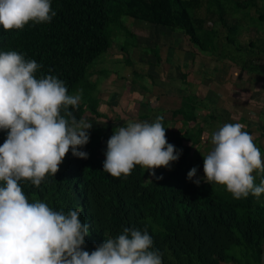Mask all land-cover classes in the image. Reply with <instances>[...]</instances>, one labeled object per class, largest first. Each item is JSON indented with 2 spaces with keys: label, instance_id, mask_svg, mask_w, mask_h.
Masks as SVG:
<instances>
[{
  "label": "trees",
  "instance_id": "trees-1",
  "mask_svg": "<svg viewBox=\"0 0 264 264\" xmlns=\"http://www.w3.org/2000/svg\"><path fill=\"white\" fill-rule=\"evenodd\" d=\"M251 2L51 0L52 10L57 13L51 23L30 22L24 29L13 31L0 26V51H17L26 60H35L43 65L37 78L51 74L65 83L70 95L79 92V108L70 110L77 119L82 117L88 122L85 111L102 116L99 98L91 94L98 82L89 77L92 72L103 75L106 69H99L96 63L113 45L115 35L124 38L120 46L124 54L128 51L125 43L136 44L126 17L173 33L183 32L198 50L230 59L240 70L260 73L264 80V34L258 33L264 27V12L258 18L250 16L257 31L247 37L245 44L237 40L239 20L243 19L230 16L235 8H245ZM209 21L218 22L221 29L207 26ZM153 52L160 62L159 53L156 49ZM123 59L131 65L127 57ZM182 103L181 109L173 111V116L181 119H163L168 143L182 154L170 169L155 170L156 177L162 179L151 177L139 166L127 178L118 179L104 172L106 153L99 146L109 140L112 131L105 134L95 126L89 131V143L80 149L88 153L87 159L74 157L69 151L55 177L49 175L39 188L30 181H21L25 195L29 201L41 200L55 211L79 210L80 220L89 226L84 246L89 253L105 238L122 234L124 227H136L147 229L153 248L163 254V264H264V194L236 200L223 186L203 180L204 173L200 175L199 171L207 153L204 149L198 152L195 146L201 142L208 119L213 118H198L195 109L207 108L198 96L189 94ZM182 120L186 123L183 132L170 130V122ZM6 137L7 133L0 131V145ZM258 148L264 153L262 147ZM194 167L199 172L196 178L201 179L199 186L187 176ZM254 176L257 185L264 180V173ZM149 179L152 183L147 182Z\"/></svg>",
  "mask_w": 264,
  "mask_h": 264
},
{
  "label": "clouds",
  "instance_id": "clouds-1",
  "mask_svg": "<svg viewBox=\"0 0 264 264\" xmlns=\"http://www.w3.org/2000/svg\"><path fill=\"white\" fill-rule=\"evenodd\" d=\"M56 15L51 0H0L5 31L22 30L30 22L51 23ZM41 68L17 51H0V131L7 133L0 145V264H163L147 229L124 227L89 253L84 250L89 226L80 220L79 210L55 211L25 195L21 181L39 188L49 175L55 177L69 151L87 159L80 149L89 143L93 128L70 110H78L81 94L70 95L51 74L37 78ZM163 119L129 120L114 130L103 171L127 178L139 166L162 179L155 170L170 169L182 154L168 143ZM245 129L242 123L224 124L211 133L212 148L203 156V180L223 186L236 200L264 194V180L257 185L254 176L264 173V156ZM197 172L194 167L187 176L199 186Z\"/></svg>",
  "mask_w": 264,
  "mask_h": 264
},
{
  "label": "crops",
  "instance_id": "crops-1",
  "mask_svg": "<svg viewBox=\"0 0 264 264\" xmlns=\"http://www.w3.org/2000/svg\"><path fill=\"white\" fill-rule=\"evenodd\" d=\"M129 26L133 27L132 31L136 35V44L131 46L125 54H130L133 48L139 47L141 43L138 38V30L134 29L136 24H129ZM158 27L162 28L163 31L167 30L161 26ZM168 32H171L173 35L172 31L168 30ZM175 34L178 35L179 38L187 40L183 32ZM171 40L173 41V37H171ZM121 43H119V47ZM166 45L172 46L174 52L176 48L178 57H180L181 60L180 66L178 67L176 65L177 69L174 68L173 61L170 59L163 63V72L160 71V76H158L157 73L151 72V75L155 76L158 83L156 86L151 83L149 84L152 86L146 84L147 81L145 80H143L144 82L137 83L136 80L133 79V76L130 77V74H127V72L123 74L124 81H119L121 90H118L117 94L118 97L122 96L120 104L122 108L132 107V104H129V102H132L133 106L137 103L145 102V104H143L144 107L135 109V111L131 112L132 117L136 118V120L148 121L151 123L153 116H163L168 119V121L170 119H181V117L175 118L173 116V111L181 109L183 106L182 101H184L189 94H193L198 96L201 102L207 106L206 109H195L196 114L199 115L198 118H203L204 115L205 118H213L212 121L208 119V123L205 125L206 128L202 133L201 142L197 147L195 146L198 152L204 149L203 152L208 154V149H210V147L207 146V143H209L208 145L211 144V133L218 130L226 123H242L246 125L245 130L254 137L255 144L264 149V80L262 79V75L260 73L242 71L233 61L227 58L221 60V57L219 58L207 52L201 51L202 54H200L198 49L195 50L193 48V53H189L192 52V49L190 51L183 48V46L180 47L181 45H175V47L172 43H167ZM166 45L162 46L164 48V50L162 49L163 51L168 49ZM179 47L180 49L183 48V50L179 51ZM154 49L155 48L151 49L146 45L142 47L143 51H150L155 58ZM118 51L119 50H115V52L110 55L114 54L115 56ZM151 59L150 57L148 62L152 65ZM99 63L101 64V62ZM135 63L137 64V62ZM138 64L131 69V72L135 76L141 68V66H139L140 64ZM154 64H157V62L155 61ZM97 67L101 69L99 64ZM142 69L140 74L145 77L146 75L149 76L147 73H150V70H148L149 68L147 67L146 69V67H142ZM208 71L209 74H207ZM104 75L106 74L98 75V73L92 72L90 77L94 78L90 79L89 77V80H92V82H99L100 78V81L102 80V82H104L105 79L102 78ZM105 87L104 85L100 88L99 91L101 92L97 95V98L100 100L98 110L102 116L95 117L94 115H90L89 111L84 112L85 118H87L88 122L92 125H96L98 121H107V108L114 109L104 93L105 91L103 89ZM131 90H133V95H130V93H132ZM128 94L129 96H127ZM148 94H150L151 97L146 99ZM131 96H133V98ZM189 106L194 107L191 103ZM188 115H190V113ZM120 118L123 117L118 114L113 120L107 121V123H110L108 126L109 131L113 130L117 123L124 122V120ZM170 124L171 123L168 125L170 130L183 132L186 128L185 121L184 124L176 129L172 128Z\"/></svg>",
  "mask_w": 264,
  "mask_h": 264
},
{
  "label": "rangeland",
  "instance_id": "rangeland-1",
  "mask_svg": "<svg viewBox=\"0 0 264 264\" xmlns=\"http://www.w3.org/2000/svg\"><path fill=\"white\" fill-rule=\"evenodd\" d=\"M250 1H253V2H251L249 4V6L242 8V9L235 8L234 9L235 13L233 15H230V16H233V18H237V19L242 18L243 19V20H239L240 22L238 21L239 22V29H238L239 35H237L238 42L243 43V44H245L247 37L249 35L255 34L257 31L256 28L252 27L251 21L254 22V20L251 19L250 16L252 17V15H253V16H255V18H258L259 13L264 12V0H250ZM125 20L128 21V24H136V27L134 29L138 30V34H139L138 38L141 41V43L139 44V47L133 48V51H131L130 54L129 53L124 54L123 52L120 51V47H119V43L124 41L123 40L124 38L122 35H119V34L115 35L113 45L109 48V50L107 52L103 53L100 57V58H103V59H101V61H99V62H101V64L99 62H97L95 65V66H98V64H99V66H101V68L103 66V69H106V70H104V72H106L105 73L106 75L102 76V78L105 80H104V82H102V80L100 81V78H99V82L97 83V88L93 89L92 93H91V94L97 96L101 92V91H99V89L105 85L106 87L103 89L105 91L104 93L106 94L109 102H111V104L113 105V107L115 109V112H114V109L112 110V109L107 108V111H106L107 117H108L107 121L113 120L118 114H120L123 117L120 119L124 120V122L123 123H117L115 125V128L113 130H111L112 135L114 133V130H117L120 127L126 126V124L129 120L143 122L140 120H136V118L132 117L131 112L135 111V109H141L142 107H144L143 104H145V102L144 103H142V102L137 103L134 106H133L132 102H129V104H132V107H129V108L124 107L125 109L122 108V105H120L121 101H122V99H121L122 96L118 97L117 94H118V90H121L119 81H121V82L124 81V77L122 75L127 72V74H130V77L133 76V79H135L137 83H141L143 80H145V81H147L146 84L150 85L149 83H151V84H154L156 86L158 83L156 81L155 76L151 75V72L155 73V74L157 73V75L160 76V71L163 72V70H162L164 67L163 63L167 60H170V59L173 61L174 68H176V65L178 67L180 66L181 60H180V57H178L176 48H175V52H174L173 47L169 46L170 44L166 45L167 43H172L174 46L175 45L176 46L181 45L180 47L183 46V48L188 49L190 51L192 49V52H189V53H193V48L195 50L198 49L197 47H195V45L193 46L191 43H189V41H187L185 39L183 40V38H179V36L176 35L175 33H173V35H172V33L171 32L169 33L168 30L163 31L162 28H160L154 24H150L144 20L136 19V18H132V17H126ZM217 23L218 22H215V21L214 22L209 21L207 23V26H209L211 24V25L215 26L219 31V29H221V28H220V24H217ZM131 29L133 30V27H131ZM258 33L264 34V27H260ZM180 36H181V34H180ZM171 37H173V41L171 40ZM175 38H177V39H175ZM128 39H130V38H127V40ZM128 42L125 43L124 45L129 49L131 46L129 45ZM122 45H123V42H122L121 46ZM144 45L150 47L151 49L155 48L156 52H158V53H159V49H160V53H159V55L161 56V58L159 59L161 61L160 63H158V61L156 59V53L155 52H154V54H155V58H154V55L150 51L145 52L142 50V47ZM165 45L168 47V49L166 51H163L164 48L162 46H165ZM180 47H179V49H180ZM183 48H181L179 51L183 50ZM115 50H119L117 52V54L115 56H114V54L110 55L111 53L115 52ZM161 51H162V53H161ZM199 53L202 54L200 50H199ZM116 56H117V58H119L118 60H117ZM189 56H190V54H189ZM124 57H127L131 61V65H128L125 63V61L123 59ZM150 57L152 58L151 59L152 65L148 62V59ZM222 59H225V58L221 57V60ZM155 61L157 62V64H154ZM135 62H137V64L139 63L140 65L139 64L138 65L141 66V68L139 69V72L136 76L131 72V69H133V66L134 67L137 66V64ZM93 63L91 65H93ZM134 63H135V65H134ZM142 67H146V69H147V67L149 68L148 70H150V73L147 72L149 76L146 75V77H145L142 74H140L143 70ZM107 71H109V73L110 74L112 73V74L108 75ZM207 74H209V71L207 72ZM91 78L93 79L94 77H90V79ZM137 79H138V81H137ZM152 79H154V80H152ZM128 85H129V83H128ZM150 86H152V85H150ZM131 91H132V93H130V95L131 94L133 95V90H131ZM127 96H129V94ZM131 97L133 98V96H131ZM150 97H151V95L148 94L146 99H148ZM107 121L106 120L104 122L98 121L96 123V125H92L91 123L90 124L92 125L93 128H94V126L99 127L101 129V131L105 134L111 133V131H109V128H108L110 123H107ZM172 123L170 125L172 126V128L176 129V128H179L182 124H184V121L183 120L182 121H174ZM174 123H177V124H174ZM92 129H90L89 131H91ZM208 144L209 143H207V146L210 147V149H208V152H209L212 148V145L211 144L208 145ZM99 149L101 150V152L106 153L107 141L102 142L101 146H99ZM262 156H264V153H262ZM200 169H201L199 171L200 173L199 172L198 173L201 175L202 173H204V170H203V167H201ZM147 176H149V175H147Z\"/></svg>",
  "mask_w": 264,
  "mask_h": 264
},
{
  "label": "built area",
  "instance_id": "built-area-1",
  "mask_svg": "<svg viewBox=\"0 0 264 264\" xmlns=\"http://www.w3.org/2000/svg\"><path fill=\"white\" fill-rule=\"evenodd\" d=\"M261 63H264V61L263 62L261 61Z\"/></svg>",
  "mask_w": 264,
  "mask_h": 264
}]
</instances>
